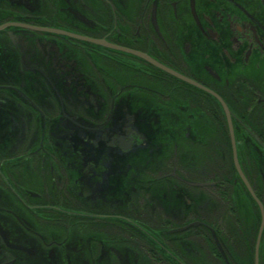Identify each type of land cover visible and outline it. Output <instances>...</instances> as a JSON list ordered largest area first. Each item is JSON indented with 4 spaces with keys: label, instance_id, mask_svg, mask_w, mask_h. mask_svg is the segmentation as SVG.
I'll use <instances>...</instances> for the list:
<instances>
[{
    "label": "flooded vegetation",
    "instance_id": "obj_1",
    "mask_svg": "<svg viewBox=\"0 0 264 264\" xmlns=\"http://www.w3.org/2000/svg\"><path fill=\"white\" fill-rule=\"evenodd\" d=\"M0 264H264V0H0Z\"/></svg>",
    "mask_w": 264,
    "mask_h": 264
},
{
    "label": "water",
    "instance_id": "obj_2",
    "mask_svg": "<svg viewBox=\"0 0 264 264\" xmlns=\"http://www.w3.org/2000/svg\"><path fill=\"white\" fill-rule=\"evenodd\" d=\"M171 73H172L173 75H175L176 77H178V78H180V79H182V80H184V81H187V82H189V83H191V84H193V85H195V86L201 88V86L197 85L196 83H194V82H192V81H190V80H188V79H185V78H183L182 76H180V75H178V74H176V73H173V72H171ZM202 89H204V88H202ZM204 90H205V89H204ZM207 91H208V90H207ZM210 93H211V92H210ZM225 110H226L227 114L229 115V111H228V109H227L226 107H225ZM234 150H235V149H234ZM234 153H235V160H236V166H237V169H238L240 175L242 176V178H243L245 184H246L247 187L249 188L250 192H251V193L253 194V196L255 197V195H254V193L252 192V190H251V188H250V186H249L247 180H246L245 177L243 176V173H242V171H241V168H240V165H239V162H238V159H237L236 150L234 151ZM255 198H256V197H255ZM256 199H257V198H256ZM257 201H258V200H257ZM258 203L260 204L259 201H258ZM260 206H261V204H260Z\"/></svg>",
    "mask_w": 264,
    "mask_h": 264
}]
</instances>
